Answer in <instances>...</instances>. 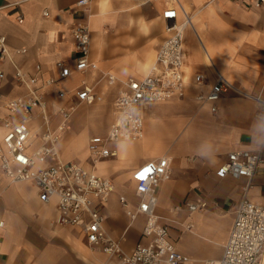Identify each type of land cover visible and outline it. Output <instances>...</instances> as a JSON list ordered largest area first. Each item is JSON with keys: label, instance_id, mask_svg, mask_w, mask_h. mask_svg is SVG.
Masks as SVG:
<instances>
[{"label": "crops", "instance_id": "1", "mask_svg": "<svg viewBox=\"0 0 264 264\" xmlns=\"http://www.w3.org/2000/svg\"><path fill=\"white\" fill-rule=\"evenodd\" d=\"M134 1L88 0L85 6L76 7L77 0H0V34L6 35L9 48L8 56L0 62L5 73L0 79V137L5 120L23 119L34 135L33 147L38 146L43 127L55 128L60 122L56 108L74 101L70 95L59 98L57 92H70L84 81L95 87L101 100L82 103L70 114L71 125L67 122L68 128L60 133L57 152L62 161L87 164L89 138L104 135L114 118L113 101L120 80L144 76L167 35L161 16L163 1L137 0L140 5ZM179 2L177 21L183 23L190 16L182 41L185 95L148 105L142 137L118 141L117 156L97 161L96 171L113 181L124 168L122 174L130 182L114 183L115 191L102 209L108 234L128 252L143 241L140 235L146 219L139 214L130 221L126 214V209H133L138 202L131 172L144 161L167 155L171 173L155 188L156 213L168 225L177 250L188 258L180 264H205L220 258L248 182V200L264 205V124L256 117L257 103L252 97L226 93L212 113L207 105L197 103L195 95L206 92L220 72L243 92L264 98V8L257 7L254 0ZM140 16L141 26L149 19L165 30L156 49L155 37L146 47L142 44L135 26ZM76 24L89 27V60L93 65L84 73L60 78L57 61L74 67L72 29ZM19 48L25 52H16ZM150 50L153 54H148ZM37 64L40 78L56 79L44 92V109L34 107L29 115L9 113L6 102L26 92L24 86L16 84L14 71L19 68L32 74ZM104 73L114 75L116 81L108 84ZM196 74L205 76L204 84L195 82ZM66 81L71 84L64 85ZM102 120L103 129L90 133L89 126L96 128ZM172 131L174 136H165ZM79 136L81 145L74 153ZM238 149L260 150L262 161L252 178L217 177L218 165L227 153ZM120 195L127 199V206L120 203ZM186 201L206 204L190 210ZM56 214L54 200L42 203L32 183H11L0 170V264H119L116 256L91 248L78 227L55 224Z\"/></svg>", "mask_w": 264, "mask_h": 264}, {"label": "built area", "instance_id": "2", "mask_svg": "<svg viewBox=\"0 0 264 264\" xmlns=\"http://www.w3.org/2000/svg\"><path fill=\"white\" fill-rule=\"evenodd\" d=\"M163 1L162 19L167 27V35L158 46L155 59L149 71L142 77L129 76L120 80V88L113 101L114 118L104 135L89 138L87 164L62 161L57 152L62 125H67L70 114L82 103L101 100L93 85L84 81L80 86L67 92L59 90V98L70 95L74 101L67 107L58 106L56 113L60 122L55 128L48 124L40 134V144L33 147V133L27 123L5 120L4 132L0 137V170L11 183L30 182L42 203L55 201L56 217L54 223L59 226L78 227L91 248L116 256L119 264H180L188 258L179 252L169 234L167 224L161 222L156 213L157 197L155 188L170 173L169 157L162 155L137 165L131 172L137 205L126 209L130 221L137 215H145L141 238L134 247L126 252L119 240L111 237L106 228V216L103 206L115 191L114 182L96 171V162L117 156V147L112 146L121 140L135 141L144 131V110L153 103L166 102L185 95V79L182 72L183 29L177 21L181 4L179 0ZM257 7L264 8V0H254ZM88 0H77L76 7L85 6ZM19 22L21 17L17 18ZM75 63L74 67L57 61L59 77L65 78L74 72L84 73L93 64L89 60L90 31L87 24H76L72 29ZM24 53V48L16 49ZM9 54L7 37L0 34V62ZM41 67L35 66V72L17 68L14 71L15 82L25 87L23 95L8 100L5 104L11 114L29 115L34 107H45L44 92L56 82L55 78H40ZM5 76L0 68V79ZM108 84L116 81L114 75L104 73ZM205 76L195 75L198 85L204 84ZM254 98L257 103L256 117L264 124V98L262 94L252 95L243 92L232 84L220 72L206 92L199 91L195 100L200 106L207 105L215 113L220 98L226 93ZM66 123V124H64ZM260 150L238 149L227 153L226 158L215 170L219 178L246 177L250 180L261 163ZM250 182L243 187V196L235 209L234 220L229 235L223 244L222 254L217 260L205 264H261L264 260V205L256 204L247 198ZM119 201L127 206V199L120 195ZM205 202L185 205L190 210L202 209ZM3 222L0 221V226Z\"/></svg>", "mask_w": 264, "mask_h": 264}, {"label": "rangeland", "instance_id": "3", "mask_svg": "<svg viewBox=\"0 0 264 264\" xmlns=\"http://www.w3.org/2000/svg\"><path fill=\"white\" fill-rule=\"evenodd\" d=\"M140 20H143V17L142 16H140L139 17V19H136L135 20V26L137 27V29L139 30V32H140V36L143 38V42H142V44L144 45V47H146L145 46V44L148 42V41H150V39L151 38H154L155 37V39H153L154 40V42H157V43H155L156 45H155V49L157 48V44H158V42L164 37V35H165V30H164V28H162L161 30L157 27V24L155 23V21L154 20H149V19H145V21H146V23L144 24V26H141L140 25V23H139V21ZM152 40V39H151ZM149 53H152L153 54V51L152 50H150L149 52H148V54ZM64 85H69V84H71L70 82H64L63 83ZM153 110H157L158 112H159V110H160V108H152ZM77 114H79L78 113V111L76 112V113H74V116L75 115H77ZM149 114V112H147V113H145V118L147 117V115ZM84 115V114H83ZM84 117V116H83ZM70 118V117H69ZM69 120V119H68ZM146 120H147V118L145 119V122H146ZM105 124V122L102 120V122H100V121H98L97 122V125H96V128H93L92 126H89V132L91 133H93V132H97V131H101L102 129H103V125ZM71 125V123L70 122H68V126H70ZM81 125V124H80ZM79 127H81V126H79ZM68 127H66V129H67ZM165 136L166 137H171V136H174V131H172V132H167V133H165ZM80 138H82L81 136H79V137H77V143H75V151H74V153H78V151H79V149L77 148L78 146H80L81 145V143H80ZM161 146H162V144H160ZM112 146H114V147H117L118 148V142L116 143V144H112ZM159 146V145H158ZM156 148H158V147H156ZM146 152L147 153H149V150H148V148H146ZM152 154H154V153H152ZM151 155V154H150ZM113 157H115V156H113ZM109 159H113V158H109ZM74 160H76V159H74ZM104 163V161H102V164ZM105 164V163H104ZM126 167V166H125ZM124 169V168H123ZM123 169L122 170H119L118 172H117V176H116V179H113V182L115 183V184H118V183H124V184H126V185H128L130 182H129V180L126 178V176L124 177V171H123ZM123 173V174H122ZM130 185V184H129Z\"/></svg>", "mask_w": 264, "mask_h": 264}, {"label": "bare ground", "instance_id": "4", "mask_svg": "<svg viewBox=\"0 0 264 264\" xmlns=\"http://www.w3.org/2000/svg\"><path fill=\"white\" fill-rule=\"evenodd\" d=\"M134 2H135L134 4L138 3V5H140V3H139L137 0H135ZM189 20H190V16H189V17H186V18H185V21H184L183 23H182V22L180 23V24H181L180 26H181V28L183 29V31H184L185 28L190 24V21H189ZM165 27H166V26H165ZM166 30H167V27H166ZM152 61H153V59L151 58V59H150V62L152 63ZM75 109H76V108H75ZM75 109H74V110H75ZM144 123H145V122H144ZM64 124H66V123H64ZM66 127H67V125H62L60 133H61ZM122 143L125 144L126 142L123 141ZM56 148H57V146H56ZM98 161H99V160H98ZM13 183H15V182H13Z\"/></svg>", "mask_w": 264, "mask_h": 264}]
</instances>
